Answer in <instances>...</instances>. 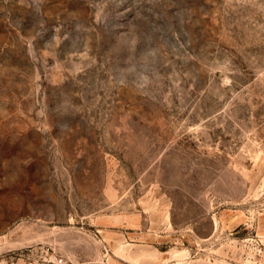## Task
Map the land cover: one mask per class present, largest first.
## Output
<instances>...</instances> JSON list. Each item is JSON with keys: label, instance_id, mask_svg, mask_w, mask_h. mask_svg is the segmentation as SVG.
<instances>
[{"label": "rangeland", "instance_id": "rangeland-1", "mask_svg": "<svg viewBox=\"0 0 264 264\" xmlns=\"http://www.w3.org/2000/svg\"><path fill=\"white\" fill-rule=\"evenodd\" d=\"M264 264V0H0V258Z\"/></svg>", "mask_w": 264, "mask_h": 264}, {"label": "built area", "instance_id": "built-area-1", "mask_svg": "<svg viewBox=\"0 0 264 264\" xmlns=\"http://www.w3.org/2000/svg\"><path fill=\"white\" fill-rule=\"evenodd\" d=\"M0 264L14 263L7 259L0 258ZM24 264H61V261L58 260V255H50L48 252H46L28 256Z\"/></svg>", "mask_w": 264, "mask_h": 264}]
</instances>
